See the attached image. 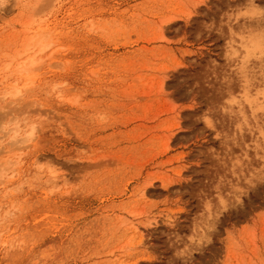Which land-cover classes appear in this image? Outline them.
I'll return each instance as SVG.
<instances>
[{"label": "rangeland", "instance_id": "obj_1", "mask_svg": "<svg viewBox=\"0 0 264 264\" xmlns=\"http://www.w3.org/2000/svg\"><path fill=\"white\" fill-rule=\"evenodd\" d=\"M0 264H264V0H0Z\"/></svg>", "mask_w": 264, "mask_h": 264}]
</instances>
